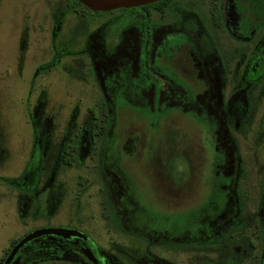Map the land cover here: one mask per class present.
<instances>
[{"label": "flooded vegetation", "instance_id": "af4514ba", "mask_svg": "<svg viewBox=\"0 0 264 264\" xmlns=\"http://www.w3.org/2000/svg\"><path fill=\"white\" fill-rule=\"evenodd\" d=\"M63 6H71L74 12L85 8L74 0H64ZM115 10L117 15L94 24L92 36L87 38L90 33H86L80 52L97 70L125 63L132 56L139 64L122 67L121 72L132 73L109 85L102 106L86 109L78 135L65 134L63 142L55 140L49 149L55 152L61 143L57 147L60 174L70 183L74 174L78 177L77 187L68 184L63 193L64 219L74 225L69 230L76 235L34 237L8 264H264V29L260 27L264 26V1L159 0L103 13ZM183 15L197 16L199 26L192 27ZM201 28L206 38L197 36ZM58 33H52L54 41ZM109 35L116 41L107 46ZM169 40L170 45L185 46V51L196 48L189 53L198 56L193 59L201 89L191 91V96L199 102L198 113L203 111L204 120L210 121L202 129L211 179L203 183L207 196L196 219L189 221L183 214L186 219L166 230L152 227V221L148 230L139 217L140 204L132 197V176L122 164L143 140L129 134L117 144V109L121 101L141 108L150 104L152 92L159 89L154 72H174L153 65L157 47ZM71 55L67 50L62 58ZM90 68L87 62L85 71L91 72ZM132 78L134 84L129 81ZM174 90L177 94L165 102L179 98L181 89ZM44 139L34 140L35 147L42 146ZM35 169L24 168L21 175L22 189L28 190L23 203L28 208L31 190L39 188L30 186L37 177ZM43 188L57 195L50 182ZM76 197L81 210L93 207V211L70 214Z\"/></svg>", "mask_w": 264, "mask_h": 264}, {"label": "rangeland", "instance_id": "374dc122", "mask_svg": "<svg viewBox=\"0 0 264 264\" xmlns=\"http://www.w3.org/2000/svg\"><path fill=\"white\" fill-rule=\"evenodd\" d=\"M63 3L64 0H0V259L12 241L24 234L74 226L64 219L67 210L63 193L68 184L77 187L78 177L74 174L71 183L62 178L58 150L61 143L55 152L49 149L55 140L63 142L65 134L78 135L86 109L102 106L110 93L109 85L132 73L121 72L122 67L139 64L132 56L116 66H101L98 72L80 52L86 33L89 31V38L94 24L119 11L96 14L78 8L74 12ZM181 18L192 27L199 26L200 19L195 15ZM260 27L264 29L263 23ZM53 32H59L55 41ZM204 32L205 28L197 36L206 38ZM115 41V36L109 35L107 46ZM169 43L170 40L157 47L153 65L156 69L173 68L174 72H154L159 89L152 92L150 104L136 108L134 103L121 101L120 111L117 109V144L129 134L143 140L137 143L138 151L133 157H127L122 164L132 176V197L140 204L139 217L147 222L148 230L152 221V227L166 230L187 217L189 221L196 219L198 207L207 196L203 183L211 179L202 129L210 121L204 120L203 111L198 113L199 102L191 96V91L201 89L193 59L198 56L189 53L196 48L185 51V46ZM67 50L73 55L62 58ZM87 62L93 68L91 72L85 71ZM129 81L134 84L133 78ZM176 86L181 89L179 98L165 102L177 94ZM162 96L165 99L160 101ZM43 137V147H35L34 140ZM24 168H36L37 177L30 186L39 187L30 189L29 208L23 203L28 193L22 189L20 179ZM46 182L56 188L57 195L43 188ZM73 209L70 214L93 211V207L81 210L77 197ZM183 214L186 218H182ZM98 239L103 243L101 237Z\"/></svg>", "mask_w": 264, "mask_h": 264}, {"label": "water", "instance_id": "95a60500", "mask_svg": "<svg viewBox=\"0 0 264 264\" xmlns=\"http://www.w3.org/2000/svg\"><path fill=\"white\" fill-rule=\"evenodd\" d=\"M77 1L92 11L106 12L117 8H129L140 5H146L159 0H77ZM45 234L64 236V237H68L70 235H76L74 231L65 228H45V229L33 231L27 234L26 236H24L21 240H19L15 244V246L12 248L11 252L7 256L4 264H8L15 255V253L18 251V249L21 246H23L27 241H29L34 237Z\"/></svg>", "mask_w": 264, "mask_h": 264}, {"label": "trees", "instance_id": "16d2710c", "mask_svg": "<svg viewBox=\"0 0 264 264\" xmlns=\"http://www.w3.org/2000/svg\"><path fill=\"white\" fill-rule=\"evenodd\" d=\"M76 3H78V4H80L77 0H74ZM85 7V6H84ZM86 8V7H85ZM87 9V8H86ZM20 179H21V177H20ZM16 241H17V239H15L14 241H12V243H11V246L14 244V243H16Z\"/></svg>", "mask_w": 264, "mask_h": 264}]
</instances>
